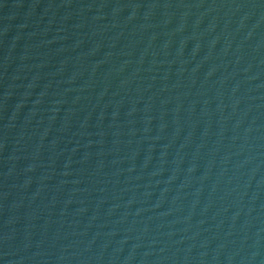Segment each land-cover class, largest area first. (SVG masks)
Masks as SVG:
<instances>
[{"label": "water", "instance_id": "95a60500", "mask_svg": "<svg viewBox=\"0 0 264 264\" xmlns=\"http://www.w3.org/2000/svg\"><path fill=\"white\" fill-rule=\"evenodd\" d=\"M0 264H264V0H0Z\"/></svg>", "mask_w": 264, "mask_h": 264}]
</instances>
